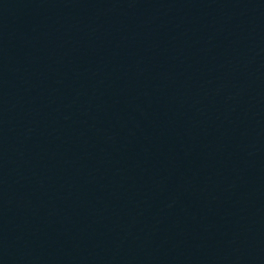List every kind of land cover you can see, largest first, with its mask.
<instances>
[{
  "label": "water",
  "instance_id": "95a60500",
  "mask_svg": "<svg viewBox=\"0 0 264 264\" xmlns=\"http://www.w3.org/2000/svg\"><path fill=\"white\" fill-rule=\"evenodd\" d=\"M0 264H264V0H0Z\"/></svg>",
  "mask_w": 264,
  "mask_h": 264
}]
</instances>
